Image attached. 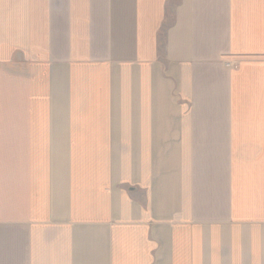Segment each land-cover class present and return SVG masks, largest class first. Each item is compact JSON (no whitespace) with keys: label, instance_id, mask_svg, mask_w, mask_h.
<instances>
[{"label":"crops","instance_id":"crops-1","mask_svg":"<svg viewBox=\"0 0 264 264\" xmlns=\"http://www.w3.org/2000/svg\"><path fill=\"white\" fill-rule=\"evenodd\" d=\"M52 1L0 0V264H264V0Z\"/></svg>","mask_w":264,"mask_h":264},{"label":"rangeland","instance_id":"rangeland-1","mask_svg":"<svg viewBox=\"0 0 264 264\" xmlns=\"http://www.w3.org/2000/svg\"><path fill=\"white\" fill-rule=\"evenodd\" d=\"M10 2H13L12 5L16 2H21L24 0H9ZM26 5H29L31 9V19H34L37 21L39 29L41 30L42 28L48 26V18L46 17L45 19L39 18L38 14L40 15L41 13H46L48 11V6L49 3L55 6L57 3L56 1L52 0H26ZM64 1V0H62ZM28 12V9L26 8V13ZM37 13V15H36ZM55 21L54 24H57V27L59 28V31L61 32V35L53 34L52 38L48 39L47 36L45 35L44 31L37 32V35H39V39H34L33 42L36 43L37 47L35 50L32 49L31 51V56H40L41 50H44L49 57L51 56L54 58L53 60L55 61L54 64H62V65H68L67 61L69 60L68 56L65 55V50L68 51L69 53L71 52L70 44L67 40H64V36L66 37L67 34H69L68 30L63 31L65 29V26L68 25L69 23L66 20V17H59L57 14L55 15ZM106 27L108 28L107 33L103 35L102 39V45H108L109 48L105 49L102 51H99V54L97 57H99L101 60L105 58L107 59H112V60H120V51L117 53H113L116 49V47L113 45V37L116 36V33H111L113 32L116 27L114 26V23L112 19L106 18L105 20ZM54 26V25H53ZM111 33V34H110ZM57 36H60L57 38ZM31 38H35V32L31 34ZM43 45L40 47L38 44ZM47 46V47H45ZM120 47L123 49L125 47V43H121ZM109 54V55H108ZM108 55V56H107ZM55 56V57H54ZM66 57L67 60L64 58ZM94 60V58H92ZM5 88L7 90H14L15 95L13 96L11 93H6L4 89L1 88L0 86V129H7L8 126L11 127V125H15V122L10 121L11 115H16V101H17V96H16V90L15 87L13 86L10 82H6ZM8 115H10V118H8Z\"/></svg>","mask_w":264,"mask_h":264}]
</instances>
